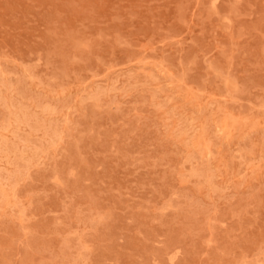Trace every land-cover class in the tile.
I'll return each mask as SVG.
<instances>
[{
    "label": "rangeland",
    "instance_id": "rangeland-1",
    "mask_svg": "<svg viewBox=\"0 0 264 264\" xmlns=\"http://www.w3.org/2000/svg\"><path fill=\"white\" fill-rule=\"evenodd\" d=\"M263 80L264 0H0V264H264Z\"/></svg>",
    "mask_w": 264,
    "mask_h": 264
},
{
    "label": "bare ground",
    "instance_id": "bare-ground-1",
    "mask_svg": "<svg viewBox=\"0 0 264 264\" xmlns=\"http://www.w3.org/2000/svg\"><path fill=\"white\" fill-rule=\"evenodd\" d=\"M247 3H248V2H247ZM256 13H257V12H256ZM229 19H230V18H229ZM76 27H77V26H76ZM233 33H234V31H233ZM194 44H195V43H194ZM222 45H223V44H222ZM53 47H54V46H53ZM39 52H41V51H39ZM234 52H235V51H234ZM239 52H240V51H239ZM223 53H226V52L223 51ZM249 53H250V52H249ZM40 55H42V54H40ZM234 55H235V54H234ZM28 57H29V56H28ZM28 57H27V58H28ZM74 57H75V56H74ZM236 57H237V56H236ZM236 57H234V60H235ZM43 58H44V57H43ZM28 59H29V58H28ZM44 63H45V62H44ZM117 63H119V62H117ZM205 63H206V62H205ZM211 68H212V67H211ZM126 69H127V68H126ZM134 69H136V68H134ZM56 70H57V69H56ZM124 70H125V69H124ZM124 70H123V71H124ZM129 70H130V69H129ZM151 70H152V69H151ZM6 72H8V71H6ZM19 72H20V71H19ZM24 72L26 73L25 70H24ZM134 72H135V71H134ZM233 72H234V71H233ZM128 73H129V72H128ZM9 74H10V76H11L12 73L10 72ZM9 74H7V75H9ZM121 74H122V73H121ZM124 74H125V73H124ZM131 74H133V73L131 72ZM65 75H66V74H65ZM76 75H77V74H76ZM10 76H9V77H10ZM31 76H32V75H31ZM118 76H119V75H118ZM129 76H130V75H129ZM4 77H5V76H4ZM14 77H15V76H14ZM22 77H23V76H22ZM228 77H229V76H228ZM99 78H100V77H99ZM114 78H115V77H114ZM130 78H131V77H130ZM28 79H29V78H28ZM56 79H57V78H56ZM228 79L231 80L230 77H229ZM233 79H234V78H233ZM233 79H232V81H234ZM7 80H8V79H7ZM25 80H26V79H25ZM110 80H111V79H110ZM126 80H127V79H126ZM133 80H134V79H133ZM80 81H81V80H80ZM104 81H105V80H104ZM263 81H264V80H263ZM30 82H31V81H30ZM82 82H83V81H82ZM82 82H81V83H82ZM98 82H99V81H98ZM98 82H95V84L98 83ZM110 82H112V81H110ZM127 82H128V81H127ZM130 82H131V79H130ZM149 82H150V81H148V83H149ZM235 82H236V81H235ZM239 82H240V81H239ZM252 82H253V81H252ZM8 83H9V82H8ZM99 83H100V82H99ZM135 83H138V82H135ZM242 83H244V82L242 81ZM95 84H94V86H95ZM125 84H126V83H125ZM129 84H130V83H129ZM132 84H133V83H132ZM146 84H147V83H146ZM263 84H264V83H263ZM263 84H262V85H263ZM12 85H13V84H12ZM239 85H240V84H239ZM246 85H247V84H246ZM246 85H245V86H246ZM10 86H11V85H10ZM27 86H28V85H27ZM29 86H30V85H29ZM97 86H98V84H97ZM99 86H100V85H99ZM248 86H249V85H248ZM250 86H251V85H250ZM1 87H2V85H1ZM101 87H102V86H101ZM253 87H254V86H253ZM9 88H10V87H9ZM102 88H104V87H102ZM241 88H242V87H241ZM246 88H249V87H246ZM259 88H261V87H259ZM95 89H96V88H95ZM98 89H100V88H98ZM242 89H244V88H242ZM249 89H250V88H249ZM4 90H5V89H4ZM7 90H9V89H7ZM79 90H80V89H79ZM93 90H94V89H93ZM108 90H109V89H108ZM122 90H123V89H122ZM245 90H247V89H245ZM82 91H83V88H82ZM82 91H81V92H82ZM95 91H96V90H95ZM99 91H100V90H99ZM241 91H242V90H241ZM100 92H102V90H101ZM108 92H109V91H108ZM21 93H22V92H21ZM79 93H80V92H79ZM91 93H92V92H91ZM96 93H97V91H96ZM234 93H235V92H234ZM84 94H85V92H84ZM100 94H101V93H100ZM102 94H103V93H102ZM249 94H250V93H249ZM18 95H21V94H18ZM69 95H70V93H69ZM87 95H88V94H87ZM90 95H91V94H89V97H90ZM10 96H11V95H10ZM15 96H16V95H15ZM79 96H80V95H79ZM255 96H256V95H255ZM16 97H17V96H16ZM82 97H83V96H82ZM85 97H86V95H85ZM87 97H88V96H87ZM98 97H99V96H97V98H98ZM141 97L143 98V96H141ZM13 98H15V97H13ZM19 98H20V97H19ZM80 98H81V97H80ZM83 98H84V97H83ZM91 98H92V97H91ZM101 98H102V97H101ZM103 98H104V97H103ZM15 99H16V98H15ZM15 99H14V100H15ZM20 99H21V98H20ZM22 99H23V98H22ZM57 99H58V97L56 98V100H57ZM144 99L146 100L145 96H144ZM243 99H244V98H243ZM79 100L81 101L82 98L79 99ZM90 100H91V99H90ZM101 100L103 101V99H101ZM108 100H109V99H108ZM239 100H240V99H238V101H239ZM16 101H17V100H16ZM26 101H27V100H26ZM84 101H86V99H85ZM109 101H110V100H109ZM262 101H264V99H263ZM12 102H13V101H12ZM14 102H15V101H14ZM81 102H82V101H81ZM110 102H111V101H110ZM141 102H142V101H140V103H141ZM143 102H146V101H143ZM249 102H251V101H249ZM9 103H10V102H9ZM17 103H18V102H17ZM17 103H16V104H17ZM42 103H43V102H42ZM83 103H85V102H83ZM93 103H94V102H93ZM105 103H106V102H105ZM131 103H132V102H131ZM133 103H135V102H133ZM138 103H139V102H138ZM245 103H246V102H245ZM10 104H11V103H10ZM45 104H46V103H45ZM87 104H88V103H87ZM94 104H95V103H94ZM94 104H93V105H94ZM99 104H101V103L99 102ZM46 105H47V104H46ZM108 105H109V104H108ZM118 105H119V104H118ZM129 105H130V104H129ZM10 106H12V105H10ZM84 106H85V105H84ZM84 106H83V107H84ZM86 106H87V105H86ZM99 106H100V105H99ZM90 107H91V106H90ZM97 107H98V106H97ZM101 107H102V104H101L100 108H101ZM133 107H134V106H133ZM138 107H139V106H138ZM43 108H44V107H43ZM85 108H86V107H85ZM85 108H84V109L82 108V109L85 110ZM94 108H96V107H94ZM105 108H106V107H105ZM127 108H129V107H127ZM131 108H132V107H131ZM2 109H3V108H2ZM2 109H1V110H2ZM5 109H6V107H5ZM5 109H3V110H5ZM15 109H16V108H15ZM66 109H67V108H66ZM86 109H87V108H86ZM89 109H90V108H89ZM92 109H93V108H92ZM125 109H126V108H125ZM1 110H0V112H1ZM3 110H2V111H3ZM45 110H46V109H45ZM103 110H104V109H103ZM127 110H128V109H127ZM129 110L131 111V109H129ZM137 110H138V109H137ZM211 110H212V109H211ZM5 111H6V110H5ZM5 111H4V112H5ZM93 111H94V110H93ZM93 111H92V112H93ZM100 111H101V110H100ZM120 111H121V109H120ZM27 112H28V111H27ZM86 112H87V111H86ZM94 112H95V111H94ZM94 112H93V113H94ZM96 112H97V110H96ZM102 112H104V111H102ZM102 112H100L101 115H102ZM108 112H109V111H108ZM108 112H107V113H108ZM125 112H128V111L125 110ZM125 112H124V113H125ZM33 113H34V111H33ZM100 113H99V115H100ZM111 113H112V112H111ZM136 113H137V112H136ZM7 114H8V113H7ZM7 114H5V115H7ZM14 114H15V113H14ZM94 114H96V113H94ZM94 114H93V115H94ZM126 114H128V113H126ZM2 115H3V114H2ZM99 115H98V116H99ZM101 115H100V116H101ZM83 116H84V115H83ZM88 116H89V115H88ZM88 116H87V117H88ZM108 116H109V114H108ZM113 116H114V115H113ZM2 117H4V116H2ZM29 117H30V116H29ZM101 117H102V116H101ZM101 117H100V120H101ZM13 118H14V117H13ZM19 118H20V117H19ZM41 118H42V117H41ZM84 118H85V117H83L82 120H84ZM92 118H93V117H92ZM97 118H98V117H97ZM108 118H111V116L108 117ZM144 118H145V117H144ZM3 119H4V118H3ZM106 119H107V118H106ZM17 120H18V119H17ZM42 120H43V119H42ZM74 120H76V119H74ZM102 120H103V119H102ZM112 120H113V118H112ZM1 121H2V120H1ZM5 121H6V120H5ZM78 121H79V120H77V122H78ZM84 121H85V120H84ZM108 121H109V120H108ZM134 121H135V120H134ZM12 122H13V121H12ZM33 122H34V121H33ZM4 123L6 124V122H4ZM20 123H21V122H20ZM46 123H47V122H46ZM79 123H80L81 125H83V124H82L83 122L81 123V122L79 121ZM79 123H78V124H79ZM112 123H113V122H112ZM143 123H144V122H143ZM105 124H106V123H105ZM33 125H34V124H33ZM41 125H42V124H41ZM85 125H86V124H85ZM92 125H93V124H92ZM100 125H101V124H100ZM108 125H109V124H108ZM145 125H146V123H145ZM2 126H3V125H2ZM26 126H28V125H26ZM86 126H87V125H86ZM94 126H95V125H94ZM212 126H213V125H212ZM28 127H29V126H28ZM155 128H156V127H155ZM12 129H13V128H12ZM87 129H88V128H87ZM141 129H142V128H141ZM29 130H30V129H29ZM50 130H51V129H50ZM84 130H85V129H84ZM84 130H83V131H84ZM3 131H4V129H3ZM34 131H35V130H34ZM34 131H33V132H34ZM106 131H107V130H106ZM106 131H105V132H106ZM112 131H113V130H112ZM158 131H159V130H158ZM10 132H11V131H10ZM46 132H47V131H46ZM80 132H82V131L80 130ZM80 132H79V133H80ZM23 133H25V132H23ZM77 133H78V132H77ZM113 133H114V132H113ZM117 134H118V133H117ZM51 135H52V134H51ZM100 135H101V134H100ZM134 135H135V134H134ZM17 136H18V135H17ZM136 136H137V135H136ZM12 137H13V136H12ZM66 137H67V136H66ZM75 137H76V136H75ZM118 137H119V136H118ZM49 138H50V137H49ZM81 138H82V137H81ZM18 139H19V138H18ZM21 139H22V138H21ZM21 139H20V140H21ZM40 139H41V138H40ZM117 139H118V138H117ZM28 140H29V139H28ZM28 140H25V141H28ZM113 140H114V139H113ZM120 140H121V139H120ZM43 141H44V140H43ZM64 141H65V140H64ZM64 141H63V142H64ZM111 141H112V140H111ZM111 141H110V142H111ZM124 141H125V140H124ZM134 141H136V140H134ZM0 142H1V141H0ZM36 142H37V141H36ZM44 142H45V141H44ZM140 142H142V141H140ZM133 143H134V142H133ZM135 143H136V142H135ZM142 143H143V142H142ZM243 143H244V142H243ZM33 144H34V143H33ZM14 145H15V144H14ZM34 145H35V144H34ZM127 145H128V144H127ZM132 145H133V144H132ZM151 145H152V144H151ZM220 145H221V144H220ZM85 146H86V145H85ZM134 146H135V145H134ZM145 146H146V145H145ZM145 146H144V147H145ZM239 146H240V145H239ZM245 146H246V145H245ZM11 147H12V145H11ZM38 147H39V146H38ZM93 147H95V146L93 145ZM112 147H113V146H112ZM118 147H119V146H118ZM140 147H141V146H140ZM60 148H61V147H60ZM95 148H96V147H95ZM95 148H94V149H95ZM131 148H132V147H131ZM131 148H130V149H131ZM176 148H177V147H176ZM11 149H12V148H11ZM13 149H14V148H13ZM30 149H31V148H30ZM90 149H91V146H90ZM117 149H118V148H117ZM130 149H128V150L126 149V150L129 151ZM135 149H137V148H135ZM138 149H139V148H138ZM171 149H172V148H171ZM171 149H169L168 151L170 152ZM0 150H1V149H0ZM91 150L93 151V149H91ZM57 151H58V150H57ZM127 151H126V152H127ZM235 151H236V150H235ZM45 152H46V150H45ZM137 152H138V151H137ZM173 152H174V150H173ZM180 152H182V151H180ZM58 153H59V152H58ZM86 153H87V152H86ZM117 153H118V152H117ZM121 153H122V152H121ZM127 153H129V152H127ZM131 153H132V151H131ZM131 153H130V154H131ZM158 153H159V152H158ZM158 153H157V154H158ZM164 153H165V152H164ZM176 153H177V152H176ZM45 154H46V153H45ZM88 154H89V153H88ZM95 154H96V153H95ZM89 155H90V154H89ZM125 155H126V154H125ZM163 155H164V154H163ZM163 155H162V156H163ZM93 156H94V155H93ZM67 157H68V156H67ZM82 157H83V156H82ZM126 157H127V156H126ZM146 157H147V154H146ZM154 157H156V156H154ZM84 158H85V157H84ZM86 158H88V157H86ZM116 158H117V157H116ZM159 158H160V157H159ZM203 158H204V157H203ZM236 158H237V157H236ZM134 159H135V158H134ZM157 159H158V158H157ZM8 160H9V159H8ZM53 160H54V159H53ZM137 160H139V159H137ZM159 160H160V159H158V161H159ZM192 160H194V159H192ZM25 161H26V160H25ZM155 161H156V160H155ZM160 161H162V160H160ZM196 161H197V160H196ZM196 161H195V162H196ZM140 162H142V161H140ZM163 162H164V160H163ZM167 162H168V161H167ZM191 162H192V161H191ZM142 164H144V162H143ZM151 164H153V163H151ZM151 164H150V165H151ZM166 164H167V163H166ZM166 164H165V165H166ZM168 164H169V162H168ZM192 164H193V163H192ZM53 165H54V164H53ZM133 165H134V164H133ZM144 165H145V164H144ZM160 165H161V163H160ZM163 165H164V163H163ZM145 166H147V165H145ZM169 166H170V165H169ZM207 166H208V165H207ZM239 166H240V165H239ZM242 166H243V165H242ZM187 167H188V166H187ZM243 167H244V166H243ZM53 168H54V166H53ZM119 168H120V167H119ZM241 168H242V167H241ZM62 169H63V168H62ZM175 169H176V168H175ZM186 169H187V168H186ZM161 170H162V169H161ZM72 171H73V170H72ZM163 171H164V170H163ZM209 171H210V170H209ZM120 172H121V170H120ZM152 173H153V172H152ZM155 173H156V172H155ZM120 174H121V173H120ZM123 174H124V173H123ZM46 175H47V174H46ZM30 176H31V175H30ZM48 176H49V175H48ZM74 176H75V175H74ZM172 176H173V175H172ZM49 177H50V176H49ZM107 178H110V177H107ZM162 178H163V177H162ZM31 179H32V178H31ZM173 179H174V178H173ZM6 180H7V179H6ZM13 180H14V179H13ZM50 180H51V179H50ZM52 180H53V179H52ZM156 180H157V179H156ZM167 180H168V179H167ZM36 181H37V180H36ZM54 181H55V180H54ZM126 181H128V180H126ZM132 181H133V180H132ZM8 182H9V181H8ZM37 182H39V181H37ZM56 182H58V181H56ZM61 182H63V181H61ZM133 182H135V181H133ZM159 182H160V181H159ZM116 183H117V182H116ZM136 183H137V182H136ZM153 183H154V182H153ZM165 183H166V182H165ZM167 183H168V182H167ZM171 183H172V182H171ZM143 184H144V183H143ZM154 184H155V183H154ZM262 184H263V183H262ZM97 185H98V184H97ZM49 186H50V185H49ZM159 186H160V185H159ZM252 186H253V185H252ZM153 187H154V186H153ZM225 187H226V186H225ZM125 188H126V187H125ZM171 188H173V186H171ZM254 188H255V187H254ZM101 189H102V188H101ZM121 189H122V188H121ZM130 189H131V188H130ZM167 189H168V188H167ZM183 189H184V188H183ZM195 189H196V188H195ZM220 189H221V188H220ZM126 190H128V189H126ZM147 190H148V189H147ZM149 190H150V189H149ZM11 191H12V190H11ZM74 191H75V190H74ZM100 191H101V190H100ZM102 191H103V190H102ZM183 191H184V190H183ZM185 191H186V190H185ZM56 192H58V191H56ZM128 192H129L130 194H133V193H131L130 191H128ZM128 192H127V194H129ZM132 192H135V191H132ZM138 193H139V192H138ZM140 193H142V192H140ZM140 193H139V194H140ZM143 193H144V192H143ZM162 193H163V191H162ZM162 193H161V194H162ZM181 193H182V192H181ZM230 193H231V192H230ZM245 193H246V192H245ZM130 194H129V195H130ZM134 194H135V193H134ZM179 194H180V193H179ZM183 194H185V193H183ZM227 194H228V193H226V195H227ZM232 194H233V193H232ZM234 194H235V193H234ZM239 194H240V193H238V195H239ZM28 195H29V194H28ZM137 195H138V194H137ZM163 195H164V197H166V196H165L166 194H163ZM180 195H181V194H180ZM180 195H177V196L180 197ZM224 195H225V194H224ZM247 195L249 196V194H247ZM135 196H136V195H134V197H135ZM143 196H145V194H144ZM190 196H191V194H190ZM190 196H189V197H190ZM217 196L219 197V195H217ZM227 196H228V195H227ZM227 196H226V197H227ZM108 197H109V196H108ZM132 197H133V196H132ZM145 197H146V196H145ZM185 197H186V195H185ZM221 197H224V196H221ZM230 197H231V196H230ZM109 198H110V197H109ZM140 198H141V197H140ZM219 198H220V197H219ZM258 198H259V197H257V199H258ZM196 199H197V198H196ZM196 199H195V201H196ZM199 199H201V198L199 197ZM221 199H222V198H221ZM110 200H111V199H110ZM149 200H150V199H149ZM171 200H172V199H171ZM174 200H175V199H174ZM258 200H259V199H258ZM260 200H261V199H260ZM33 201H34V200H33ZM108 201H109V200H108ZM131 201H132V200H131ZM213 201H214V200H213ZM64 202H65V201H64ZM109 202H110V201H109ZM111 202H112V201H111ZM133 202H134V201H133ZM150 202H151V200H150ZM158 202H159V201H158ZM171 202H172V201H171ZM179 202H180V201H179ZM179 202H176V203H179ZM215 202H216V201H215ZM215 202H214V203H215ZM88 203H89V202H88ZM91 203H92V202H91ZM101 203H103V201H100V204H101ZM163 203H164V202H163ZM174 203H175V202H174ZM174 203H173V204H174ZM176 203H175V204H176ZM180 203H181V202H180ZM191 203H192V202H191ZM228 203H229V202H228ZM245 203H246V202H245ZM255 203H256V201H255ZM105 204H106V203H105ZM156 204H157V203H156ZM160 204H161V203H160ZM173 204H172V207H173ZM175 204H174V206H175ZM234 204H235V203H234ZM38 205H39V204H38ZM78 205H79V204H78ZM101 205H103V204H101ZM101 205H100V206H101ZM192 205H193V203H192ZM36 206H37V205H36ZM228 206H229V205H228ZM228 206H227V207H228ZM231 206H232V205H231ZM256 206H257V205H256ZM256 206H255V207H256ZM98 207H99V206H98ZM103 207H104V206H103ZM103 207H102V208H103ZM129 207H130V206H129ZM167 207H169V206H167ZM185 207H186V206H185ZM195 208H196V207H195ZM216 208H217V207H216ZM179 209H180V208H179ZM206 209H207V208H206ZM180 210H181V209H180ZM182 210H183V209H182ZM184 210H187V209H184ZM243 210H244V209H243ZM11 211H12V210H11ZM62 211H63V210H62ZM85 211H87V209H86ZM97 211H98V210H97ZM97 211H96V212H97ZM171 211H172V210H171ZM189 211H190V209H189ZM199 211H200V210H199ZM199 211H197V212H199ZM201 211H202V210H201ZM210 211H211V209H210ZM212 211H213V210H212ZM102 212H104V211H102ZM191 212H192V211H191ZM191 212H189V213H191ZM202 212H203V211H202ZM218 212H219V211H218ZM252 212H254V211H252ZM166 213H167V212H166ZM195 213H196V211H195ZM97 214H98V212H97ZM129 214H130V213H129ZM191 214H192V213H191ZM193 214H194V213H193ZM193 214H192V215H193ZM197 214H198V213H197ZM34 215H35V214H34ZM74 215H75V214H74ZM104 215H105V214H104ZM104 215H103V216H104ZM130 215H131V214H130ZM165 215H166V214H165ZM211 215H212V214H211ZM2 216H3V215H2ZM64 216H65V215H64ZM73 217H74V216H73ZM131 217H132V216H131ZM213 217H214V216H213ZM190 218H191V217H190ZM208 218H210V217H208ZM59 219H60V217H59ZM64 219H65V218H64ZM196 219H197V218H196ZM210 219H211V218H210ZM75 220H76V219H75ZM198 220H199V219H198ZM213 220H215V219H213ZM112 221H113V220H112ZM69 222H70V221H69ZM95 222H96V220H95ZM59 223H60V222H59ZM59 223H58V224H59ZM66 223H67V222H66ZM92 223H93V222H92ZM107 223H108V222H107ZM164 223H165V222H164ZM173 223H174V222H173ZM213 223H214V222H213ZM60 224H61V223H60ZM93 224H95V223H93ZM161 224H163V223H161ZM165 224H167V223H165ZM192 224H193V223H192ZM192 224H191V225H192ZM198 224H199V223H198ZM89 226H90V225H89ZM90 227H91V226H90ZM191 227H192V226H190V228H191ZM27 228H28V227H27ZM183 228H184V227H183ZM23 229H24V228H23ZM213 229H214V227H213ZM154 230H155V229H154ZM156 232H157V231H156ZM208 232H209V231H208ZM210 232H211V231H210ZM28 233H29V232H28ZM103 233H104V232H103ZM140 233H141V232H140ZM226 234H227V232H226ZM41 235H42V233H41ZM208 235H209V234H208ZM76 236H78V235H76ZM96 237H97V236H96ZM260 242H261V241H260ZM160 248H161V247H160ZM121 249H122V248H121ZM115 250H116V249H115ZM84 252H85V251H84ZM84 252H83L82 254H84ZM252 252H253V251H252ZM113 253H114V252H113ZM263 253H264V252H263ZM84 256H85V254L83 255V257H84ZM138 257H139V256H138ZM174 257H175V256H174ZM88 259H89V258H88ZM115 259H116V258H115ZM170 259H171V258H170ZM249 259H250V258H249ZM249 259H248V260H249ZM93 260H94V258H93ZM262 261H263V260H262ZM94 262H95V261H94ZM117 263H118V262H117ZM121 263H122V262H121Z\"/></svg>",
    "mask_w": 264,
    "mask_h": 264
}]
</instances>
